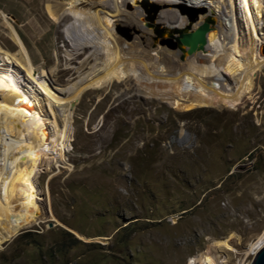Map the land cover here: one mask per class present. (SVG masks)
<instances>
[{
  "label": "rangeland",
  "instance_id": "obj_1",
  "mask_svg": "<svg viewBox=\"0 0 264 264\" xmlns=\"http://www.w3.org/2000/svg\"><path fill=\"white\" fill-rule=\"evenodd\" d=\"M242 1L221 13L215 7L222 27L215 34L230 30L251 58ZM65 2L0 0V46L20 51L11 25L34 66L56 70L60 85L72 74L65 35L72 18L56 23L46 6L62 12ZM258 25L264 36V16ZM254 84L231 109L177 110L142 96L133 81L84 94L67 162L51 164L49 155L35 178L39 220L0 246V264H188L229 237L231 249L212 247L218 264H253L250 245L264 232V69Z\"/></svg>",
  "mask_w": 264,
  "mask_h": 264
},
{
  "label": "bare ground",
  "instance_id": "obj_2",
  "mask_svg": "<svg viewBox=\"0 0 264 264\" xmlns=\"http://www.w3.org/2000/svg\"><path fill=\"white\" fill-rule=\"evenodd\" d=\"M198 1L66 0L62 12L48 4L52 21L72 18L65 28L71 47L66 68L72 73L67 85L59 84L56 70L34 66L9 25L20 51L13 54L0 46V246L37 224L35 178L49 155L51 164L67 162L74 110L93 88L133 81L142 96L186 111L235 108L252 94L255 75L264 69V36L258 25L263 0L242 1L256 46L251 58L243 55L230 30L225 38L215 34L222 29L214 20L215 7L224 12L231 0ZM77 55L83 57L75 64ZM231 239L213 246L231 249ZM213 246L188 264H218ZM249 249L255 257L262 252L264 232Z\"/></svg>",
  "mask_w": 264,
  "mask_h": 264
},
{
  "label": "water",
  "instance_id": "obj_3",
  "mask_svg": "<svg viewBox=\"0 0 264 264\" xmlns=\"http://www.w3.org/2000/svg\"><path fill=\"white\" fill-rule=\"evenodd\" d=\"M238 170H244V167H241ZM253 264H264V249L257 257L254 258Z\"/></svg>",
  "mask_w": 264,
  "mask_h": 264
}]
</instances>
